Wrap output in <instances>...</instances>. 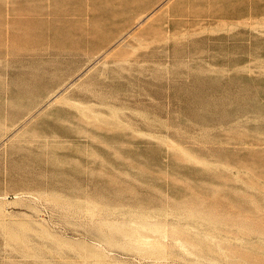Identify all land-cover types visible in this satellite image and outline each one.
Instances as JSON below:
<instances>
[{
    "label": "rangeland",
    "instance_id": "1",
    "mask_svg": "<svg viewBox=\"0 0 264 264\" xmlns=\"http://www.w3.org/2000/svg\"><path fill=\"white\" fill-rule=\"evenodd\" d=\"M166 1L106 21L82 69L23 70V100L10 78L0 156L20 132L47 142L31 173L49 182L0 192V264H264V0ZM69 98L89 134L72 188L81 131L38 130L46 112L62 128Z\"/></svg>",
    "mask_w": 264,
    "mask_h": 264
},
{
    "label": "crops",
    "instance_id": "2",
    "mask_svg": "<svg viewBox=\"0 0 264 264\" xmlns=\"http://www.w3.org/2000/svg\"><path fill=\"white\" fill-rule=\"evenodd\" d=\"M165 1L0 0V96H8L9 99L10 78L17 76L16 91L19 99H24L21 96L24 93L23 70L59 67L78 70L86 67L89 60L99 52V49L90 50L89 44L92 42L94 45L104 36L106 21H138L144 15H155L153 10L158 6L163 7ZM170 4V10L175 11L177 0H172ZM195 4L199 6L195 8ZM231 4L235 5L230 0H190V10L224 14L230 11ZM157 15L162 16L164 13ZM158 18L160 17L157 16ZM59 62L66 64L59 65ZM67 100L78 104H71L73 108L67 111L66 120L61 122L64 128L60 127L58 120L49 122L46 119L49 114L46 112L38 121L42 123L38 130L43 134L57 130L62 133L71 129L81 131V141L77 140L76 148L72 146L68 152V158L71 157V177L69 176L66 186L72 188L75 187V177L72 174L82 171V159L73 156H83L80 149L83 148L84 133H87L86 138L89 135L88 122L84 118L88 114L83 108H79L78 105H84L80 104V99ZM34 141L29 134L21 135L20 132L15 140L6 144L0 156V192L3 190L9 194L22 193L33 190V186L49 182L48 175L39 177L31 173L35 164L42 167L44 163L48 165L50 160L48 143L42 144L36 151ZM29 144H32V148Z\"/></svg>",
    "mask_w": 264,
    "mask_h": 264
}]
</instances>
